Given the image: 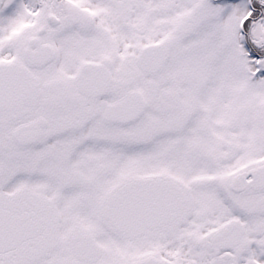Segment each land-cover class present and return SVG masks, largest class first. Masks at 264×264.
<instances>
[{
  "label": "snow or ice",
  "instance_id": "1",
  "mask_svg": "<svg viewBox=\"0 0 264 264\" xmlns=\"http://www.w3.org/2000/svg\"><path fill=\"white\" fill-rule=\"evenodd\" d=\"M0 264H264V0H0Z\"/></svg>",
  "mask_w": 264,
  "mask_h": 264
}]
</instances>
